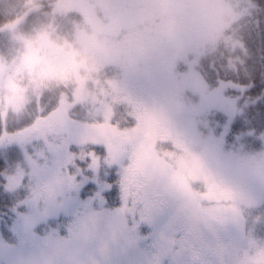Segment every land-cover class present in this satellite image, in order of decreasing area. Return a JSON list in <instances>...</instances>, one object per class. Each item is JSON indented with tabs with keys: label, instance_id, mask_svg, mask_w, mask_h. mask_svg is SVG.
Here are the masks:
<instances>
[{
	"label": "rangeland",
	"instance_id": "obj_1",
	"mask_svg": "<svg viewBox=\"0 0 264 264\" xmlns=\"http://www.w3.org/2000/svg\"><path fill=\"white\" fill-rule=\"evenodd\" d=\"M247 2L81 0L65 10L85 16L72 21L71 39L40 33L19 44L17 61L0 56V114L18 117L61 83L74 88L63 93L70 105L93 104L99 91L101 106L115 112L100 118L88 107L85 127L71 128L82 143L61 133L43 146V133L30 135L39 121L6 138L26 158L9 189H28L19 204L43 220V247L38 239L27 250L31 264L92 256L105 264H264V148L248 152L228 140L238 97L212 94L199 68L206 52L198 55L209 42L208 51L232 43L220 35L251 14ZM141 9L146 17L135 20ZM135 117L137 127L122 125ZM13 238L0 223L4 247ZM8 254L25 264L21 251Z\"/></svg>",
	"mask_w": 264,
	"mask_h": 264
},
{
	"label": "trees",
	"instance_id": "obj_2",
	"mask_svg": "<svg viewBox=\"0 0 264 264\" xmlns=\"http://www.w3.org/2000/svg\"><path fill=\"white\" fill-rule=\"evenodd\" d=\"M61 3L60 0H0V56L10 63L18 57L19 44L22 41L29 43L28 41L40 33L50 35L59 43L64 38L71 39L76 31L72 21L78 20L77 23H79L84 15L77 11L65 12L71 4L67 3L68 5L64 6ZM250 3L255 5L254 11L251 8V14L243 17L237 26L229 29L226 33L228 38L221 37L232 43L221 42L212 48L201 59L199 68L210 89L213 90V95L218 96L220 93L238 97L237 102L240 107L231 125L230 137L235 140L240 135L237 139L239 143L255 151L264 147V0H250ZM250 3L247 2V4ZM19 22H21L19 32L13 33L10 30L11 27ZM10 23L12 25L7 26ZM165 55L164 50L159 51L155 59ZM0 66H2L1 61ZM70 87L69 92L71 90L73 92V86ZM91 89L89 90L93 92V88ZM65 91H67L65 86L59 85L56 88L44 90L40 97L32 98L35 101L37 97V100L42 103L44 110H37V113L38 111L44 114L56 111V114L50 116L48 123L42 124L43 133L49 135L52 132H58L68 136L72 131L71 128L77 129L78 125L67 115L72 112L81 116L86 114L85 102H76L75 109L72 110V104L66 105L65 102L68 99L63 98ZM106 107L108 111V106ZM109 109L112 110L111 106ZM28 113L10 118V112L4 114L1 112L0 136L8 129H17L26 121H31L33 114ZM118 113L124 116V113ZM18 114L21 115V113ZM178 115L179 112L175 110L171 117L172 122ZM135 123L136 120H131L127 124L134 126ZM122 125L126 124L122 123ZM72 140L81 143L83 141L82 138ZM21 160L23 161L22 154L18 149L4 151V148L0 147V217L7 216L17 209L21 211L28 209V205L19 204L25 194L29 193L28 189L21 191L9 189V173ZM37 213L32 214L31 218L36 221L39 219L38 224H40L43 220Z\"/></svg>",
	"mask_w": 264,
	"mask_h": 264
}]
</instances>
